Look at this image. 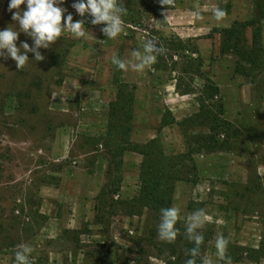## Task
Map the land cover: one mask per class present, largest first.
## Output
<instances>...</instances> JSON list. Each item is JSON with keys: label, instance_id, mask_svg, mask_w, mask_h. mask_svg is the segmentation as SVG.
Returning <instances> with one entry per match:
<instances>
[{"label": "rangeland", "instance_id": "1", "mask_svg": "<svg viewBox=\"0 0 264 264\" xmlns=\"http://www.w3.org/2000/svg\"><path fill=\"white\" fill-rule=\"evenodd\" d=\"M73 2L65 7L75 21L81 17ZM8 3L0 0V29L17 28ZM117 3L125 12L116 39H107L101 32L106 25H91L89 16L86 38L62 34L51 48L39 49L42 61L28 53L18 70L11 58L0 59V264H15L19 244L31 246L30 264H166L154 248L163 242L160 217L128 209L140 194L144 157L130 150L119 155L120 148L153 139L175 157L183 178L175 182L172 205L182 222L178 235L187 217L202 209L208 219L200 230L213 232L204 257L223 264L215 256V241L223 235L231 264H264V65L249 78L237 74V57L221 54V36L212 32L259 21L264 0H175L167 21L158 0ZM217 8L225 13L219 21ZM260 27L264 48V18ZM245 36L251 42V27ZM162 37L191 41L199 51L192 58L201 59L203 72L219 85L228 124L213 136L225 142L223 151L194 152L188 159L197 140L212 133L207 119L194 118L203 78L186 79L192 94L176 92L184 59L174 57L182 62L175 72L153 65L131 69L141 62L135 53H143L144 43ZM24 41L35 47L23 33L17 46ZM113 57L129 70H119ZM117 79L135 95L133 119L128 134L122 127L109 136ZM172 119L177 123L168 124ZM188 119L195 120L184 124ZM107 188L109 196L103 195Z\"/></svg>", "mask_w": 264, "mask_h": 264}, {"label": "trees", "instance_id": "2", "mask_svg": "<svg viewBox=\"0 0 264 264\" xmlns=\"http://www.w3.org/2000/svg\"><path fill=\"white\" fill-rule=\"evenodd\" d=\"M262 17L259 21L252 22H235L228 28L221 30L215 29L212 32H217L221 36L220 52L223 55H233L237 57V63L235 71L246 78L252 76L253 71L261 69L264 65V48L262 47V31L261 21L264 18V13L259 12ZM252 28V40L251 42L245 36V31L248 28ZM191 41L182 40L179 37H162L159 41H155V47L157 49L163 48L164 51L156 53L157 60L153 64L152 68L157 71L167 72L176 71L178 65L182 62H175L174 57L177 56L181 60L183 67L180 69L182 76L175 78V89L180 95H190L194 91V86L191 80L187 81L192 74L200 75L204 84L200 90L199 97V113L194 117L196 119L205 120L207 126L211 131V135L201 137L197 140V149L190 150L188 159L193 161L192 155L194 152L213 154L218 151L224 150L225 142H220L213 133L218 132L228 122L224 120V106L222 103L220 87L212 80L205 72H203V62L201 59H193V55H198V48H191ZM171 60V63H170ZM172 67V68H171ZM118 92L115 102L111 104L112 113L110 115L109 136L113 132V129L124 128L126 134L130 129V123L133 119V104L135 101V95L133 91H129L130 86L120 79L116 81ZM135 88L134 86L132 89ZM213 102V105L209 104ZM206 117V118H205ZM112 119L115 121L112 122ZM195 120V119H194ZM193 119H188L184 122H193ZM167 123V122H166ZM164 123L163 126L166 125ZM177 123L175 119L168 124ZM179 125H184L183 123ZM124 134V133H123ZM122 139L117 141V149L120 147ZM125 150H130L141 154L144 157L141 172H140V194L138 197L133 198L129 204L128 209L130 211H139L141 213L143 209H147L160 217V210L166 207H172L174 201L175 182L183 179L179 176L178 162L175 161V157L169 156L165 153L162 147L158 144L157 139L149 141L144 146L131 145L129 148H120V154L122 155ZM110 189H105L103 195L109 196ZM182 224V222H178ZM177 229H179L177 227ZM201 232V230H199ZM179 232V231H178ZM183 235L179 236L174 242H160L155 244L154 248L160 257L164 258L166 264H185V261L189 258V249L194 247L193 242L186 238L185 230L182 231ZM202 233V232H201ZM203 234V233H202ZM213 232L203 234L204 240L200 246V251L195 257L197 264H201L202 258L206 252V244L212 237Z\"/></svg>", "mask_w": 264, "mask_h": 264}, {"label": "clouds", "instance_id": "3", "mask_svg": "<svg viewBox=\"0 0 264 264\" xmlns=\"http://www.w3.org/2000/svg\"><path fill=\"white\" fill-rule=\"evenodd\" d=\"M162 7L164 21H167L171 8L175 0H158ZM68 0H9L8 11L12 14V20L17 26L16 29L10 27L0 29V59L11 58L15 61L18 70H23L30 60L28 53H35L37 62L45 59L39 51L40 48L49 49L55 44L62 34H70L74 39L86 38L88 33L85 29V18L92 17L91 25L106 26L101 29L107 39H116L123 31L122 14L125 9L119 6L117 0H75L71 7L81 17L74 21V16L68 11L65 5ZM225 15L222 9H215L214 18L219 21ZM13 25V24H11ZM88 28V27H87ZM21 33L34 40L35 47H30L29 43L21 42L17 46V41ZM6 50V51H5ZM164 49L155 48L154 43L148 40L143 45V53H135L139 64L131 65L133 71H143L150 68L157 60L154 53H161ZM113 64L123 71H128L130 66L125 60L113 57ZM179 212L176 207H166L160 210V222L157 227L158 238L162 241L172 243L177 238ZM207 215L202 209L191 213L186 220V238L195 245L189 249L191 258L185 264H197L195 257L200 251L204 236L199 231L207 222ZM228 241L221 235L215 241V256L223 264H231V258L226 255ZM31 246L19 244L15 251V264H30ZM201 264H213L208 257L201 260Z\"/></svg>", "mask_w": 264, "mask_h": 264}]
</instances>
